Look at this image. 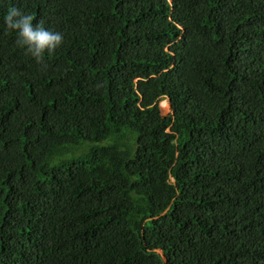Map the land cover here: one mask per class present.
<instances>
[{
	"label": "trees",
	"instance_id": "trees-1",
	"mask_svg": "<svg viewBox=\"0 0 264 264\" xmlns=\"http://www.w3.org/2000/svg\"><path fill=\"white\" fill-rule=\"evenodd\" d=\"M0 264H264V0H0Z\"/></svg>",
	"mask_w": 264,
	"mask_h": 264
},
{
	"label": "clouds",
	"instance_id": "clouds-1",
	"mask_svg": "<svg viewBox=\"0 0 264 264\" xmlns=\"http://www.w3.org/2000/svg\"><path fill=\"white\" fill-rule=\"evenodd\" d=\"M33 20L32 15L25 14L15 6L10 7L4 16L6 29L17 34V46L24 49L38 64L45 63L46 56L53 55L63 45L64 36L61 32L45 28L42 22L34 25Z\"/></svg>",
	"mask_w": 264,
	"mask_h": 264
},
{
	"label": "rangeland",
	"instance_id": "rangeland-1",
	"mask_svg": "<svg viewBox=\"0 0 264 264\" xmlns=\"http://www.w3.org/2000/svg\"><path fill=\"white\" fill-rule=\"evenodd\" d=\"M166 103H168V100L166 99V98H163L160 102H159V104H160V107L162 108V109H164V108H167L168 107V104H166ZM170 113V112H169ZM168 113V114H169ZM167 114V115H168Z\"/></svg>",
	"mask_w": 264,
	"mask_h": 264
},
{
	"label": "bare ground",
	"instance_id": "bare-ground-1",
	"mask_svg": "<svg viewBox=\"0 0 264 264\" xmlns=\"http://www.w3.org/2000/svg\"><path fill=\"white\" fill-rule=\"evenodd\" d=\"M166 99H167V98H166ZM167 100H168V99H167ZM159 105H160V104H159ZM168 107H169V100H168ZM168 107H167V108H168Z\"/></svg>",
	"mask_w": 264,
	"mask_h": 264
}]
</instances>
